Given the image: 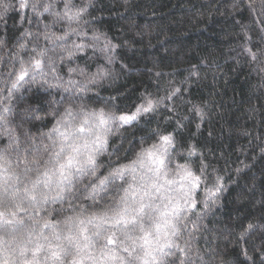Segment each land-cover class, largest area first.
<instances>
[{"label": "trees", "instance_id": "16d2710c", "mask_svg": "<svg viewBox=\"0 0 264 264\" xmlns=\"http://www.w3.org/2000/svg\"><path fill=\"white\" fill-rule=\"evenodd\" d=\"M19 2L0 0V156L11 165L5 175H19L21 193L38 172L25 175L18 159L32 144L41 146L27 160H40L43 170V145L51 144L44 134L65 109L76 116L71 121L76 127L83 119L81 109L119 115L135 111L146 98L160 101L132 125L111 124L108 146L97 157L99 171L106 175L109 161L129 164L142 148L159 145V135L171 134L175 143L164 172L173 183L166 187L181 205L192 197L176 240L188 249L190 264H264V0H29L23 10ZM81 8L87 10L78 21L64 17ZM33 58L41 60L42 69L30 72L23 87L9 95L21 62L28 67ZM5 107L11 111L3 113ZM98 131L103 134V128ZM145 172L146 166L137 168L134 187ZM195 177L198 187L190 183ZM127 180L117 181L103 199L97 197L95 206L85 198V179L69 197L75 211L68 203L40 208L21 197L0 204V212L18 213L15 219L24 227L14 233L16 241L31 240L29 248L43 245L39 258L44 264L49 241L57 243L54 233L77 231L66 218L87 219L113 208L133 183L131 175ZM164 203L153 202L146 230H153L155 209L163 210ZM54 207L64 211L57 214ZM45 220L57 227L42 228ZM84 227L89 236L98 230ZM110 235L102 232L91 251L98 255L96 249ZM116 236L122 239L119 232ZM0 239L11 241L12 235L0 231ZM16 247L0 244V257L17 259ZM177 257L185 259L180 253L170 259Z\"/></svg>", "mask_w": 264, "mask_h": 264}, {"label": "snow or ice", "instance_id": "6c2138e0", "mask_svg": "<svg viewBox=\"0 0 264 264\" xmlns=\"http://www.w3.org/2000/svg\"><path fill=\"white\" fill-rule=\"evenodd\" d=\"M28 7L29 0H20L19 8L21 10ZM37 7L36 3L31 4L34 14H38ZM50 7L51 5L43 6V10L47 12ZM65 7L68 9L69 6L66 4ZM86 10V8H81L72 15L66 11L64 17H67L69 21H78ZM261 32L264 33V28H261ZM247 51L253 59H256V54L251 49H247ZM40 55L42 56L43 53ZM33 59L35 62L28 67H24L21 62L19 74H16V79L7 89L9 95L23 87V83L27 82L25 77L29 76L30 72L37 73L42 69L41 60ZM30 79H34V76ZM159 103L160 101L146 98L144 103L136 106L135 111L119 115L114 112H105L103 109L98 112L94 110L91 113L81 109L79 115L83 119L76 127H73L71 122L76 119V116L70 108L65 109L64 116L57 120L56 126L51 132L44 134L51 144L43 145V151L47 154V160L43 161V170L41 171L40 160H34L31 163L27 160V156L31 155L33 151L39 152L41 146L32 144L30 150L25 149L24 159L22 161L18 159L17 167L22 163L25 175L34 169L38 172L36 179L31 181V186H25L22 193L19 175L17 174L15 177L5 175L11 165L5 157L0 156V204L22 197L33 206L40 208L68 203L69 207L75 211L69 197L75 195L74 190H79V185L85 179L89 181L83 186V192L87 194L85 198L93 201L92 206H95L97 197L103 199L109 189L116 186L117 181L128 183V176L133 177V183H129L128 188L123 189L124 195L119 198L113 208L100 214L94 213L87 219L81 218V216L67 217L65 222L76 227L77 231L73 232L70 228L68 234L54 233L57 243L52 245L49 241L44 264H63V259L72 255L73 249H75V254L72 255L69 264H86L89 261L91 264H177L179 257L170 259L177 253L183 254L185 257V259H179V264H190L191 258L187 256L188 249L181 248L176 240L182 234V221L191 211V208L185 205L190 203L192 197L184 199L183 205L178 203L170 195L172 189L166 187L173 181L168 180L164 172L167 168L165 158L169 156V149L174 147V137L171 134L159 135V145H152L147 149L142 148L137 154V158L129 164L109 161L110 170L106 175L99 171L101 165L97 161V157L103 154L108 146L106 137L111 130L112 123L119 122V126L132 125L142 115L154 112ZM10 111L11 109L8 107L3 109V113ZM65 117L70 119H65ZM3 118L0 113V119ZM101 128H103V134L98 131ZM16 145L19 152V138L16 139ZM140 166H146L145 176L140 177V183L134 187L137 179L135 172ZM189 175H191L190 172ZM190 183H195L198 187L199 177H195V180ZM41 189H46V191H41ZM189 191H192L191 187ZM133 192L136 195L130 197L129 194ZM146 200L148 203L145 202ZM160 200L165 202L163 210L155 209L158 218L153 221V230H146L144 224L147 222V211L152 208L154 201ZM15 207L20 208V205H15ZM191 207H195V202L191 203ZM23 211L26 212V210ZM53 211L59 214L64 209L54 207ZM82 211H86V209ZM17 215V212H0V231L12 235L11 241L0 239V244L16 243L17 245L13 249L17 259L0 257V264H42L39 253L43 245L37 243L33 248H29L28 244L32 243L31 240L16 241L14 233L24 227L22 221L15 219ZM147 220L152 221L153 218L147 217ZM85 224H91L98 229L93 233V236L86 234ZM41 227L55 229L57 225L45 220ZM186 227L187 225H183V229L186 230ZM252 227L249 225V229ZM34 230L35 225L33 226ZM107 231H111L112 235L107 236L106 243L96 249L98 255L94 254L91 250L95 249V241L101 238L102 232ZM117 232L120 233L122 239L116 236ZM136 233H140V235H136ZM28 235L31 237L32 231ZM44 239L47 240V237ZM29 254L31 255L29 256Z\"/></svg>", "mask_w": 264, "mask_h": 264}]
</instances>
